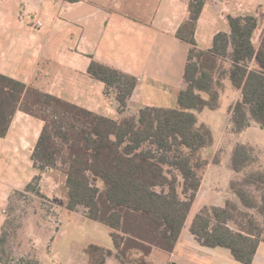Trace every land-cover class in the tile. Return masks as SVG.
I'll use <instances>...</instances> for the list:
<instances>
[{
	"label": "trees",
	"instance_id": "1",
	"mask_svg": "<svg viewBox=\"0 0 264 264\" xmlns=\"http://www.w3.org/2000/svg\"><path fill=\"white\" fill-rule=\"evenodd\" d=\"M208 1L188 0L189 17L177 33L190 50L176 109L143 107L132 112L129 103L138 80L94 60L88 73L105 84L120 119L0 73V139L8 135L19 111L43 123L31 156L39 173L25 192L45 198L42 175L60 170L66 176V208H83L88 219L111 230L116 254L90 245L85 250L90 264H106L111 257L122 264H151L146 258L155 248L174 251L209 165L202 151L214 142L212 130L199 124L197 113L220 108L227 80L240 91L230 109L233 134L254 123L264 129V49L253 43L258 18L228 16L230 32L218 33L212 48L201 50L195 35ZM253 153L250 145L237 144L231 157L230 168L245 175L242 182H231L243 208L231 201L223 207L204 206L190 227L201 246L228 249L243 264H253L264 242V228L250 212L257 210L264 217V171L247 172ZM246 186H255L260 197ZM7 224L6 219L0 236L1 264H11L3 257Z\"/></svg>",
	"mask_w": 264,
	"mask_h": 264
},
{
	"label": "crops",
	"instance_id": "2",
	"mask_svg": "<svg viewBox=\"0 0 264 264\" xmlns=\"http://www.w3.org/2000/svg\"><path fill=\"white\" fill-rule=\"evenodd\" d=\"M247 15L258 18L253 43L257 49H264V0H209L198 21V47L209 50L218 33L230 32L228 16ZM188 17V0H0V73L97 114L120 119L117 102L106 95L105 84L88 73L94 60L138 80L129 103L132 112L143 107L176 109L190 50L177 33ZM37 22L43 26L38 28ZM228 82L231 84L225 82L224 93ZM231 87L235 96L232 107L240 91ZM229 115L231 118V112ZM27 118L34 120L38 129L31 134L28 127L24 139L37 143L43 123L20 111L8 135L0 140L9 138L18 119L26 123ZM211 169H206L174 251L155 248L146 258L151 264H243L228 249L201 246L190 232L204 206L223 207L216 205L215 193L211 192ZM239 176L233 171L231 182ZM7 195L0 197V236ZM230 199L242 208L240 199ZM66 206L62 213L66 220L62 219L52 236L49 252L39 251L40 264H90L85 253L90 245L116 254L107 226L88 219L84 212L78 218V212ZM85 221L86 229L82 225ZM106 264L122 263L111 257ZM253 264H264V242L258 246Z\"/></svg>",
	"mask_w": 264,
	"mask_h": 264
},
{
	"label": "rangeland",
	"instance_id": "3",
	"mask_svg": "<svg viewBox=\"0 0 264 264\" xmlns=\"http://www.w3.org/2000/svg\"><path fill=\"white\" fill-rule=\"evenodd\" d=\"M231 85L227 83L219 110H206L197 115L199 124L206 125L213 133L214 142L203 149L202 155L209 161L208 166L212 167L211 192L215 193L214 201L219 206H225L233 197L239 201L230 187L233 174L230 168L231 157L236 144H248L254 150V163L247 169L248 173L264 171V129L254 123L244 133L235 135L232 132L229 112L235 96ZM27 119L26 123H20L18 119L9 138L0 140V197L8 193L4 208L5 220H8V239L4 246L6 254L3 257L11 264H30L38 260L40 250H43V254L49 252L52 236L60 228L62 219L66 220L62 213L69 200L65 174L60 170H48L42 175L40 187L45 198L25 192L26 185L39 173L31 160L36 143L30 138L24 139L26 132L35 134L38 125H34V120ZM215 158L219 159L218 164L214 163ZM244 176L241 174L236 181L242 182ZM14 186L19 188H13ZM246 187L260 197L261 191L256 190L255 186ZM239 203L242 206L240 201ZM84 211L83 208L78 210V218L82 217ZM250 212L264 228V217L257 210ZM82 223L86 229V221ZM231 226L237 228L234 224Z\"/></svg>",
	"mask_w": 264,
	"mask_h": 264
},
{
	"label": "built area",
	"instance_id": "4",
	"mask_svg": "<svg viewBox=\"0 0 264 264\" xmlns=\"http://www.w3.org/2000/svg\"><path fill=\"white\" fill-rule=\"evenodd\" d=\"M36 25H37L38 28H41L43 26L42 22H37Z\"/></svg>",
	"mask_w": 264,
	"mask_h": 264
}]
</instances>
